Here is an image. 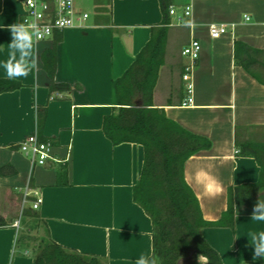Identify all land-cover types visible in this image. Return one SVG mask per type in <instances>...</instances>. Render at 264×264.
I'll return each mask as SVG.
<instances>
[{
  "label": "crops",
  "instance_id": "obj_1",
  "mask_svg": "<svg viewBox=\"0 0 264 264\" xmlns=\"http://www.w3.org/2000/svg\"><path fill=\"white\" fill-rule=\"evenodd\" d=\"M186 6L191 14L180 22ZM88 18L57 31L38 45L39 66L21 86L0 93V264H33L37 252L29 241H19L24 188H38L37 210L51 238L82 254L99 256L106 264H135L153 252L151 217L134 200L133 188L144 163V147L137 142L114 144L104 131L105 116L116 113V80L122 78L161 26L160 0H75ZM162 65L153 91L154 106L188 130L208 137L212 146L187 159L184 174L197 195L203 217L221 218L227 209L228 188L257 182L261 167L236 144L263 140L264 84L236 62V42L262 50L264 61V0H172ZM22 0H2L0 26L21 22ZM248 17V18H247ZM221 26L217 38L210 25ZM192 38L201 42L194 70V101L183 106L187 91L182 78L187 58L182 49ZM9 31L0 27V61L7 59ZM56 47L53 79L71 89L51 91L48 51ZM253 66L263 71L261 63ZM49 65V64H48ZM0 78H5L0 68ZM37 129L53 144L46 164H33L20 142ZM252 136H248V132ZM256 131V132H255ZM254 137L257 139H254ZM201 172L199 180L196 173ZM264 201V192L259 195ZM28 197L26 203H31ZM237 210L235 231L229 226H207L205 239L224 264H264L253 260L247 234L264 229ZM28 234V232H26ZM40 244V243H39ZM179 264H209L194 251Z\"/></svg>",
  "mask_w": 264,
  "mask_h": 264
},
{
  "label": "trees",
  "instance_id": "obj_2",
  "mask_svg": "<svg viewBox=\"0 0 264 264\" xmlns=\"http://www.w3.org/2000/svg\"><path fill=\"white\" fill-rule=\"evenodd\" d=\"M163 12L161 26L153 27L150 41L143 48L124 76L115 83L118 97L116 113L105 116L104 131L114 144L137 142L144 147V163L141 175L134 185V200L151 217L153 224V252L159 264H179L191 252L205 256L209 264H224L219 252L205 239L207 226H229L235 231L237 210L252 213L253 206L264 192V141L236 138V144L244 155L253 156L261 167L257 182L233 185L228 188L227 209L220 219L206 220L193 188L188 184L185 162L192 155L210 149L211 140L194 133L167 116L164 108L154 106L153 91L162 65L165 40L170 23L169 10L172 0H160ZM2 0H0V11ZM263 51L236 42V62L241 64L259 82L264 84V61L258 55ZM56 47L46 53L50 62L47 71L52 78L51 91L71 89L70 85L57 83L53 76L56 69ZM261 63L263 71L253 66ZM49 64V65H48ZM21 86L16 80L0 78V93ZM7 166L0 167V175ZM23 217L29 218L38 228L40 223L46 232L39 244L33 264H106L99 256L71 250L56 243L50 236L46 222L37 210L27 208ZM27 222V220H26ZM25 222V223H26ZM7 225L0 217V226ZM30 235H19V241L34 240Z\"/></svg>",
  "mask_w": 264,
  "mask_h": 264
},
{
  "label": "built area",
  "instance_id": "obj_3",
  "mask_svg": "<svg viewBox=\"0 0 264 264\" xmlns=\"http://www.w3.org/2000/svg\"><path fill=\"white\" fill-rule=\"evenodd\" d=\"M24 9L21 14V22L34 23L50 33L52 37L55 32L78 25L81 21L88 18L89 13H79L75 7V0H22ZM170 14H175L174 7H170ZM191 14L189 6H186L182 15L178 17L180 22L184 17ZM248 18V17H247ZM222 28L218 24L210 25V33L217 38L221 35ZM48 39V38H45ZM43 39V40H45ZM201 42L197 38H192L190 42L182 49V54L187 58L184 66L182 78L187 91L182 105L189 106L193 104L194 89V70L201 54ZM20 150L31 156L33 164L44 165L49 159H54L52 155L53 144L49 140H42L39 137L37 129L30 132L19 144ZM28 197H32L31 207L38 209L42 202V195L38 188H32L28 184L24 188V203Z\"/></svg>",
  "mask_w": 264,
  "mask_h": 264
},
{
  "label": "clouds",
  "instance_id": "obj_4",
  "mask_svg": "<svg viewBox=\"0 0 264 264\" xmlns=\"http://www.w3.org/2000/svg\"><path fill=\"white\" fill-rule=\"evenodd\" d=\"M9 31L11 41L8 43L7 59L0 61L5 78L9 80L27 79L39 66L38 45L41 40L51 38L50 33L34 23L20 22L0 26ZM201 172L196 173L199 180ZM251 220L264 223V201L260 199L253 206ZM249 244L253 249L252 259H264V229L251 231L247 234ZM135 264H159L158 257L154 254H141Z\"/></svg>",
  "mask_w": 264,
  "mask_h": 264
},
{
  "label": "rangeland",
  "instance_id": "obj_5",
  "mask_svg": "<svg viewBox=\"0 0 264 264\" xmlns=\"http://www.w3.org/2000/svg\"><path fill=\"white\" fill-rule=\"evenodd\" d=\"M256 132V131H255ZM239 137H241V141L243 142V134L244 131L243 130H239ZM252 132H248V136H252L251 134ZM256 134L258 135H263L264 134V130H260L258 132H256ZM254 139H257V137ZM29 206H31V203H23L21 210L18 212V215L16 218H18V220H22V227H21V236L25 235L26 232H28V235H30L32 238H36L34 240H27L30 242V246H32L34 248V250L38 253L40 251L39 248V243H40V238L42 236H46V232L44 230V228L41 226V223L39 225L38 228H35L34 223H32L29 218H27V222L23 217V211L27 208H29ZM26 222V223H25Z\"/></svg>",
  "mask_w": 264,
  "mask_h": 264
}]
</instances>
